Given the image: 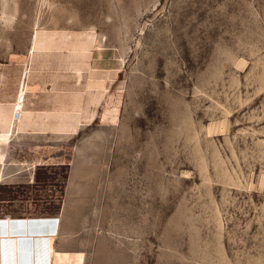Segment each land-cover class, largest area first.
Wrapping results in <instances>:
<instances>
[{
	"label": "rangeland",
	"instance_id": "rangeland-1",
	"mask_svg": "<svg viewBox=\"0 0 264 264\" xmlns=\"http://www.w3.org/2000/svg\"><path fill=\"white\" fill-rule=\"evenodd\" d=\"M90 33L91 70L66 68ZM31 57L28 105L105 89L68 138L0 123V216L59 212L51 264H264V0H0V100Z\"/></svg>",
	"mask_w": 264,
	"mask_h": 264
},
{
	"label": "bare ground",
	"instance_id": "bare-ground-1",
	"mask_svg": "<svg viewBox=\"0 0 264 264\" xmlns=\"http://www.w3.org/2000/svg\"><path fill=\"white\" fill-rule=\"evenodd\" d=\"M61 44V40L51 33L35 32L32 50L41 53L45 50L61 49ZM99 45L100 43L94 40V34L90 33L84 43L75 45L74 48L78 49L79 52L70 57L66 63V68L90 71L91 66L86 60L88 53L91 48ZM42 63L44 62L33 60L31 57L29 66L24 65L20 70L10 96L0 100L3 143L7 145H10L19 133H56L61 138H68L77 134L78 127L82 122L85 121L90 124L92 121L95 105L98 104L105 90L103 84L98 88L88 85V88L77 94L78 96L75 91L53 90V102L50 110L30 112L24 107V93L36 94V89L39 87L41 81L36 78H39L43 72L44 68L40 66ZM30 78L32 82L29 81ZM101 78H103L102 74ZM93 88L96 91L92 95H87ZM6 155L4 153L0 156V183L4 180L1 169L6 160ZM51 218L53 217L34 216L32 218L17 217L16 219L10 214L0 216V264H51L55 251L54 235L56 234V225ZM16 222L24 224L25 231L22 235L30 239L29 247H17V241L20 237L10 233V229ZM10 236L13 237L10 238ZM46 261L49 262L46 263Z\"/></svg>",
	"mask_w": 264,
	"mask_h": 264
},
{
	"label": "crops",
	"instance_id": "crops-1",
	"mask_svg": "<svg viewBox=\"0 0 264 264\" xmlns=\"http://www.w3.org/2000/svg\"><path fill=\"white\" fill-rule=\"evenodd\" d=\"M90 85H93L94 87H100L102 86V83H92ZM59 91L61 92H66V91H71V90H68V89H58ZM63 90V91H62ZM73 91H76V95L79 94L81 90H73ZM26 95H29V94H26ZM25 95V96H26ZM34 95V94H33ZM52 102H53V94L51 95V98H50V103H49V106L47 108H42V107H38V106H33V105H28L24 102V107L30 111V112H37V111H45V110H50L51 107H52ZM34 110V111H33ZM6 152V149L4 150ZM3 151V152H4ZM3 179V177H2ZM45 213H47V215H51V216H55L53 217L55 223H56V226H55V238H54V247L55 249L59 250V251H71V250H74V236L72 237V241L70 243V234L68 233L67 235H65V231H64V228H63V225L61 223L62 219L60 217V214L59 212H54L53 210H49L48 212L46 211ZM17 215V214H15ZM32 216V215H30ZM60 223V224H59ZM49 262V261H48ZM46 261V263H48Z\"/></svg>",
	"mask_w": 264,
	"mask_h": 264
},
{
	"label": "water",
	"instance_id": "water-1",
	"mask_svg": "<svg viewBox=\"0 0 264 264\" xmlns=\"http://www.w3.org/2000/svg\"><path fill=\"white\" fill-rule=\"evenodd\" d=\"M16 222V224H13L12 229L11 230V234H16L19 235L18 237H20V239H18V243H17V247L18 248H25L26 246L29 247L31 242L29 238H25V236H23L22 234L25 231V228L23 227V223H18ZM26 233V232H25ZM13 236H10V238H12Z\"/></svg>",
	"mask_w": 264,
	"mask_h": 264
},
{
	"label": "built area",
	"instance_id": "built-area-1",
	"mask_svg": "<svg viewBox=\"0 0 264 264\" xmlns=\"http://www.w3.org/2000/svg\"><path fill=\"white\" fill-rule=\"evenodd\" d=\"M1 213H2V210H0V215H2Z\"/></svg>",
	"mask_w": 264,
	"mask_h": 264
}]
</instances>
